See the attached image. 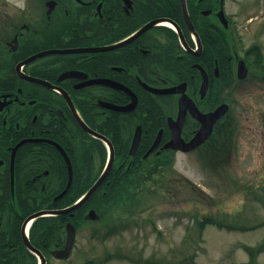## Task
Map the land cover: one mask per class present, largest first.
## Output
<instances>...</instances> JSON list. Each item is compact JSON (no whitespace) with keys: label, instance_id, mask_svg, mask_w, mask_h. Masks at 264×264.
<instances>
[{"label":"flooded vegetation","instance_id":"af4514ba","mask_svg":"<svg viewBox=\"0 0 264 264\" xmlns=\"http://www.w3.org/2000/svg\"><path fill=\"white\" fill-rule=\"evenodd\" d=\"M235 1H0V264H40L24 235L64 264L69 224L102 233L182 155L229 164L238 91L264 85Z\"/></svg>","mask_w":264,"mask_h":264},{"label":"rangeland","instance_id":"374dc122","mask_svg":"<svg viewBox=\"0 0 264 264\" xmlns=\"http://www.w3.org/2000/svg\"><path fill=\"white\" fill-rule=\"evenodd\" d=\"M232 12H238L244 47L258 44L264 56V0H236ZM238 92L232 111L236 132L227 166H205L198 155L180 156L167 189L149 196L131 222L105 241L91 239L88 229L80 233L64 264L247 262L243 246H255L264 239V85ZM186 182L197 190L192 191ZM207 215L249 230L209 225L200 240L195 220ZM259 264H264V254Z\"/></svg>","mask_w":264,"mask_h":264},{"label":"trees","instance_id":"16d2710c","mask_svg":"<svg viewBox=\"0 0 264 264\" xmlns=\"http://www.w3.org/2000/svg\"><path fill=\"white\" fill-rule=\"evenodd\" d=\"M259 49L256 47V50ZM260 51V49H259ZM261 56V55H260ZM262 58V56H261ZM187 186L191 187L192 191L197 190V188L193 187L192 184L189 182H186ZM140 191L136 192L133 198L130 199V201H121L116 202L115 207L117 209H120L122 215H125L124 217L121 216V213H118L117 217L115 218L116 221H113L110 223V225L106 228L105 233L101 237V240H106L110 236L114 235L117 229L120 227L127 226L129 221L131 222L132 216H134L136 213H138L139 208L141 205L147 200L149 196L155 195L157 191L163 190L165 187L163 185H157V187L154 189H151L147 186L140 187ZM114 207V208H115ZM196 227L200 233V240H202L204 231L209 225L218 226L220 229H228L230 231L243 229V230H249L244 229V227L234 225L224 222L222 219L215 217L214 215H207L204 216L202 219L195 220ZM97 232H94V235H96ZM1 243V242H0ZM244 250L248 254V261L244 264H259V257L264 254V239L262 242L255 246H243ZM2 255V251L0 250V259ZM138 259V258H137ZM191 262H195L194 257H191ZM101 263V262H100ZM34 264H37V262L34 261ZM85 264H99L96 260H88L85 262ZM146 264H150L149 261L146 262ZM154 264H157L156 262ZM162 264V263H160Z\"/></svg>","mask_w":264,"mask_h":264},{"label":"water","instance_id":"95a60500","mask_svg":"<svg viewBox=\"0 0 264 264\" xmlns=\"http://www.w3.org/2000/svg\"><path fill=\"white\" fill-rule=\"evenodd\" d=\"M185 11H186V9H185ZM245 75L246 74L244 73V75H243L244 77H242V78H245L246 77ZM220 111L221 110L219 109L214 114H212V117L215 118V120L218 119L220 116H222L223 113L220 114ZM211 131H212V127H210L209 130H206L205 128L202 129V131L200 132V134L190 144H188L186 147H181V148L184 151H190L193 148H196L197 146H199L200 144H202L206 140V138L208 137V135L210 134ZM97 187H98V185H95V187L91 190V192L89 194H87V196L82 201H80L79 203L75 204L73 207H71V208H69L67 210L59 211L57 213L63 215L65 213H68V212H72L74 210H77L84 202H86V200L97 189ZM67 234H68V237H67V245H66V248L64 250L58 252L57 255H56L59 258H66V257H68L70 255L71 251H72V248H73V245H74V242H75V229H74L73 225L69 224L67 226ZM24 240H25L26 246L31 251H33L34 253H36L37 255L40 256V258H41V264H43L45 262V260L41 256L40 252L37 251L31 245L30 241L25 236H24Z\"/></svg>","mask_w":264,"mask_h":264}]
</instances>
